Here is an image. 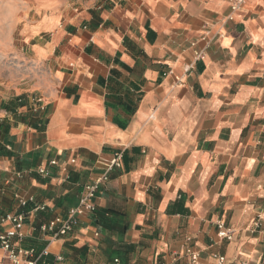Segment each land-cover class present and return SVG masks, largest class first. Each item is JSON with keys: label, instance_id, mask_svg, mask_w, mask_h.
Wrapping results in <instances>:
<instances>
[{"label": "crops", "instance_id": "obj_1", "mask_svg": "<svg viewBox=\"0 0 264 264\" xmlns=\"http://www.w3.org/2000/svg\"><path fill=\"white\" fill-rule=\"evenodd\" d=\"M232 4L35 1L23 36L47 70L0 92V215L17 210V191L48 205L29 214L24 247L62 264H189L185 247L205 263L264 259V225L249 231L264 215V0ZM122 149L96 213L44 233ZM0 264H11L1 249Z\"/></svg>", "mask_w": 264, "mask_h": 264}, {"label": "built area", "instance_id": "obj_2", "mask_svg": "<svg viewBox=\"0 0 264 264\" xmlns=\"http://www.w3.org/2000/svg\"><path fill=\"white\" fill-rule=\"evenodd\" d=\"M243 0H233L232 9H238ZM203 52L196 53V60L204 59ZM190 68L188 67L187 71ZM31 101L34 108L43 107V96H32ZM124 150H119L107 161L103 163L102 170L99 175L92 181L86 183L80 193L78 203L71 208L66 216H55L41 226V230L50 234L54 238L66 236L73 232L80 222L82 216H87L96 213L98 206L96 198L100 191L107 188L110 181V174L113 170L123 166ZM75 160H72L74 163ZM58 165L57 160L49 161L47 166L40 167L38 173L45 177H51V170L48 166ZM17 177L21 173H16ZM8 185L10 181L6 182ZM13 198L17 205V210L5 212L0 215V249L5 252L11 264H62L64 257L61 254L50 258V252L47 249L38 251L36 248H26L23 246V241L26 238L25 225L29 214L47 211L46 203L38 202L34 195H23L20 192H14ZM31 206L29 211H23V208ZM264 215L259 214L252 222L249 231L256 233L263 230ZM217 236L220 240L231 241L234 236V230L227 226L223 221L217 223ZM33 230H36L34 227ZM180 257H186L189 264H224L225 256L214 254V262L205 263L200 259V254L190 247H185L182 252L177 253ZM114 264H121L118 258L114 259ZM89 264V263H86ZM241 264H264V259H259L255 262L244 261Z\"/></svg>", "mask_w": 264, "mask_h": 264}, {"label": "rangeland", "instance_id": "obj_3", "mask_svg": "<svg viewBox=\"0 0 264 264\" xmlns=\"http://www.w3.org/2000/svg\"><path fill=\"white\" fill-rule=\"evenodd\" d=\"M36 0H0V92L21 88L31 74L45 73L46 64L37 65L29 57L28 40L23 36L24 18L35 14ZM24 56V57H23Z\"/></svg>", "mask_w": 264, "mask_h": 264}]
</instances>
